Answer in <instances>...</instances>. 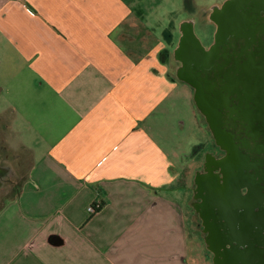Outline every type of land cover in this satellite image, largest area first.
<instances>
[{"label": "crops", "instance_id": "0c3cea01", "mask_svg": "<svg viewBox=\"0 0 264 264\" xmlns=\"http://www.w3.org/2000/svg\"><path fill=\"white\" fill-rule=\"evenodd\" d=\"M141 4L0 0L5 145L21 134L31 154L0 207V264H155L167 245L184 253L181 194L168 187L175 163L150 119L179 102L178 128L191 110L213 133L159 44L134 40Z\"/></svg>", "mask_w": 264, "mask_h": 264}, {"label": "water", "instance_id": "95a60500", "mask_svg": "<svg viewBox=\"0 0 264 264\" xmlns=\"http://www.w3.org/2000/svg\"><path fill=\"white\" fill-rule=\"evenodd\" d=\"M251 1L250 11L249 0H226L217 9L209 49L193 21L174 49L183 62L178 77L194 88L225 150L216 161L222 175L206 167L195 178L207 198L201 213L210 223L214 264H264V0Z\"/></svg>", "mask_w": 264, "mask_h": 264}, {"label": "rangeland", "instance_id": "374dc122", "mask_svg": "<svg viewBox=\"0 0 264 264\" xmlns=\"http://www.w3.org/2000/svg\"><path fill=\"white\" fill-rule=\"evenodd\" d=\"M142 4L137 6L139 13L143 14L142 21L137 20L133 30L137 38L142 40V44L152 46L159 44L160 51L164 58H168L171 71L176 74L175 66L177 62L174 56V48L178 42V28L186 18L195 20L194 28L202 43L208 47L214 41L216 26L211 22L207 15L214 5L223 4L226 0H194L195 10L189 12L185 0H140ZM188 11V12H187ZM133 35V36H134ZM133 39V37H129ZM167 54V55H166ZM10 69L15 70L14 62L9 61ZM5 68V67H4ZM6 70V68L4 69ZM0 85L2 80V68L0 69ZM188 86V85H187ZM182 103H174L168 111V115L160 118L151 117L153 127L152 135L166 148L167 155L174 161L175 165L169 169L171 182L168 187H174L181 194L179 205L182 210L185 224L186 241L181 243L184 253L172 252L173 247L168 246L166 260L156 261L155 264H214V253L208 247L203 233V220L193 204L195 178L198 171L204 170V161L208 152L219 154V147L211 135L209 129L197 124L192 112L189 118H185L187 125L178 128L177 119L182 110ZM191 109L195 110V106ZM194 113V112H193ZM201 114H203L200 111ZM2 92L0 93V161L7 169L9 174L5 181V188L0 190V207L4 206L6 198L12 193L14 181L19 180L20 176L26 174L30 162L31 154L21 148L23 139L21 134L15 133L11 136V147L6 146L2 127ZM3 133V134H2ZM204 143L206 146L199 148L195 144ZM6 144V145H5ZM200 149V150H199ZM187 153V154H186ZM221 153V152H220ZM181 154L183 157H181ZM186 154V155H185ZM10 182V183H9ZM172 185V186H171ZM8 189V190H7ZM7 192V193H5ZM180 192V193H179ZM175 194V193H174ZM57 239V243L62 238ZM64 239V238H63ZM187 251H186V250ZM186 252V253H185ZM135 253H139L136 251ZM135 253L132 257L135 258ZM162 257V255H161ZM153 263V261H152Z\"/></svg>", "mask_w": 264, "mask_h": 264}, {"label": "flooded vegetation", "instance_id": "af4514ba", "mask_svg": "<svg viewBox=\"0 0 264 264\" xmlns=\"http://www.w3.org/2000/svg\"><path fill=\"white\" fill-rule=\"evenodd\" d=\"M186 1V6H187V8H188V11L191 13V12H193L194 10H195V7H194V0H185ZM224 4V3H223ZM223 4H217V5H214L212 8H210V11H209V13L207 14L208 16H209V19L211 20V22L212 23H214L215 24V26H216V29H215V34H216V31H217V28H218V24L215 22V20H214V14H215V12L217 11V9H219V7L220 6H222ZM253 4V1H251V0H249V2H248V4H247V8H248V10L250 11L251 9H250V7H251V5ZM187 11V12H188ZM262 12L264 13V10H262ZM192 17H190V18H186L183 22H182V24H181V27L180 28H178V31H179V34H178V42H177V44H176V46H175V48L177 47V45H178V43H179V41H180V38L182 37V35H183V32L184 31H186L187 29H188V27H187V25H188V23H192V21H193V23H195V20H193V19H191ZM215 36V35H214ZM214 41H215V37H214ZM214 41H213V43H214ZM213 43L210 45V46H208V47H206L203 43V45L206 47V48H210L212 45H213ZM174 48V49H175ZM167 55V54H166ZM175 60H176V62H177V65H176V69H177V71H178V69H179V67H181L182 66V64H183V62L181 61V60H179V59H176L175 58ZM218 147H219V149H220V151H219V154H217V155H215V154H212L211 152H208V154H207V158L205 159V161H204V166H203V168H204V170L206 169V167H209V169H212L213 171L212 172H214V173H218V172H220L219 170L221 169L220 167H217L218 165L216 164V161H217V159H219V158H221V157H223L224 155H225V150L220 146V145H218ZM221 152V153H220ZM7 169L8 168H5L3 165H2V163L0 162V190H1V188H5V181H7L6 180V178L8 177V173H7ZM219 174V173H218ZM221 174V173H220ZM207 182H211L209 179L207 180ZM206 182V183H207ZM10 183V182H9ZM202 183V182H201ZM201 183H196V185H195V188H194V196H193V204H194V206H195V208H196V210L199 212V214L201 215V217H202V220H203V233H204V230H205V233H204V236H205V238L206 239H208V238H210L211 237V235H212V231H211V229H210V223H209V220H205L204 219V216H202V213H201V211L202 210H204V206L206 205V202H207V198L206 197H204V194L202 193V191H201ZM205 184V183H204ZM207 194V193H206ZM206 207V206H205ZM207 214V213H206ZM205 214V215H206ZM208 215V214H207ZM207 218V217H206ZM214 253V252H213ZM213 255H215V253L213 254Z\"/></svg>", "mask_w": 264, "mask_h": 264}, {"label": "built area", "instance_id": "2783aa9c", "mask_svg": "<svg viewBox=\"0 0 264 264\" xmlns=\"http://www.w3.org/2000/svg\"><path fill=\"white\" fill-rule=\"evenodd\" d=\"M98 203H95V205H94V203L93 204H91L89 207H88V211L90 212V213H94L95 211H96V209L98 208Z\"/></svg>", "mask_w": 264, "mask_h": 264}, {"label": "trees", "instance_id": "16d2710c", "mask_svg": "<svg viewBox=\"0 0 264 264\" xmlns=\"http://www.w3.org/2000/svg\"><path fill=\"white\" fill-rule=\"evenodd\" d=\"M220 173H221L220 175H222V172H221V170H220ZM94 205H95V203H94Z\"/></svg>", "mask_w": 264, "mask_h": 264}]
</instances>
